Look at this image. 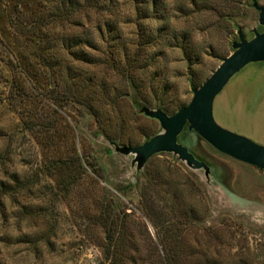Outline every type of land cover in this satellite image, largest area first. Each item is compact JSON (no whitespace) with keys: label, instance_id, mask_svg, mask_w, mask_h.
Listing matches in <instances>:
<instances>
[{"label":"rangeland","instance_id":"374dc122","mask_svg":"<svg viewBox=\"0 0 264 264\" xmlns=\"http://www.w3.org/2000/svg\"><path fill=\"white\" fill-rule=\"evenodd\" d=\"M255 1L264 5V0H0V180L10 173L31 179L0 196V264H98L105 244L98 217L108 209L120 215L140 263L157 264L164 227L159 215L156 223L147 215L151 198L170 218L180 216L174 222L180 231L186 228L183 250L192 264H264V170L218 151L187 127L179 141L211 163L210 178L172 152L154 155L138 170L134 154L116 150L164 131L140 108H162L161 103L172 109L168 114L176 113L193 98L192 79L200 87L234 51L239 28L249 39L264 30ZM33 22L44 23L59 46L68 34L91 44L80 46L92 63L74 65L94 78L92 93L106 87L105 97L95 98L109 135L121 140L115 144L99 135L95 120L78 106L60 108L63 154L85 164L75 169V182L66 190L43 175L52 159L45 160L35 137L24 133L19 111L9 103L11 92L17 95L22 87L29 105L36 90L44 92L30 90L16 70L20 58L33 56L35 47L24 32ZM183 33L187 43L177 37ZM51 52L64 56L62 50ZM57 76L62 89L66 76ZM77 82L74 90L85 89L84 79ZM214 116L222 127L264 145V61L231 78L215 99Z\"/></svg>","mask_w":264,"mask_h":264},{"label":"trees","instance_id":"16d2710c","mask_svg":"<svg viewBox=\"0 0 264 264\" xmlns=\"http://www.w3.org/2000/svg\"><path fill=\"white\" fill-rule=\"evenodd\" d=\"M70 4L74 8H77L78 2L74 3L71 1ZM28 29L27 31H22L26 33V37L30 40L32 46L35 47L34 53L33 56L20 58L16 70L20 71L26 83L30 84V90L36 86L43 89L44 92L42 91L40 93L36 90V93L34 92L32 95V105H29V100H26L29 94L20 93L26 89V87H22L18 89L17 95H15L16 92H14V90L13 93L11 92L9 103L15 105L19 111L24 133H29L31 136L35 137L37 143L42 147L45 160L48 161V158L52 159L50 165L46 168L47 171H43V175L49 177V179L60 182V185L66 190L69 189V182H75V169L84 170L85 164L83 159L81 157L79 158V156L73 157L68 154H63L65 152L61 149L58 136L59 118H62V120L64 119V116L60 113V108H62L61 111H63L69 104L78 106L81 111L88 113L95 120L96 131L99 135L105 136L109 141L115 144L119 143L121 140H116L109 135L107 128L108 124L103 119L101 107H99L97 103L98 99L95 98L98 94H101V97H105L106 87H103L98 93H92L94 78L86 76L82 72H77L78 68L74 65L75 61L92 63L80 46L83 44L91 46V44L78 42L76 36L68 34L67 36H62L64 44L62 46L60 44L59 46L55 44V42H52L50 37L51 34H46V32H44L45 24L41 22H33L32 26ZM177 37L178 39L181 38V40L186 43L189 39L186 33L179 34ZM58 50L64 51L63 58L50 54L53 53L51 51H55L56 53ZM190 67L193 68L191 65ZM57 73H62L66 76V84L62 89V85L57 82ZM80 78L81 81H83V79L85 81V89L82 88L84 91H78L79 89L74 90ZM191 83L194 88L198 87L194 79H192ZM71 89H73V92H76L71 94ZM21 96L23 97L21 98L22 104L18 106L16 104L19 103L18 98ZM24 100H26V102ZM24 103H26L27 106H25ZM135 103L139 104L140 102L136 99ZM43 104H45V106ZM159 106H162L167 112L172 110L170 107L164 106L161 103ZM3 135V131L0 129V136ZM190 149L197 157L206 160L192 148ZM207 162L211 164L209 161ZM8 178L7 180H0V196L7 195L12 188L11 185L14 186L15 190H18L22 188L20 182L31 181L30 177L26 176L21 178L18 173H10ZM37 180L39 182L40 179ZM33 181L36 182V180ZM10 182L13 183L10 184ZM151 203L152 204H147V207L150 209L147 215L155 223L154 217L159 215L158 222L161 223L160 226L164 227V229H162V241L165 244V248L163 247L164 253L161 256L160 262L157 264H192L191 261H189L190 254L183 250L184 233L182 232H184L186 228L181 225L182 229L180 231L179 225L177 222H174L176 220L175 217L180 218V216L171 214L174 218H170L167 214L163 213L164 208L159 209L152 198ZM116 211L115 209L114 211H109L108 209L98 217L100 225L104 229L103 241L105 242L102 250L103 256L98 264H143L139 261V250L129 244L128 232L121 224V217L117 215ZM158 226L159 224H157L156 227Z\"/></svg>","mask_w":264,"mask_h":264},{"label":"water","instance_id":"95a60500","mask_svg":"<svg viewBox=\"0 0 264 264\" xmlns=\"http://www.w3.org/2000/svg\"><path fill=\"white\" fill-rule=\"evenodd\" d=\"M260 12V24L264 26V5L254 2ZM252 38H247L239 28V39L233 42L234 51L224 58L218 68L203 84L194 88L190 103L170 115L163 108L143 106L140 111L160 121L164 131L138 146L117 145L116 150L129 155L134 154V164L141 170L156 154L172 152L194 169H205L210 178L212 168L205 160L196 156L191 149L179 141L180 134L187 127L195 131L218 151L239 161L264 170V145L247 136L222 127L214 116V102L231 78L251 63L264 61V30L254 31Z\"/></svg>","mask_w":264,"mask_h":264}]
</instances>
